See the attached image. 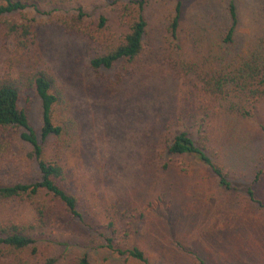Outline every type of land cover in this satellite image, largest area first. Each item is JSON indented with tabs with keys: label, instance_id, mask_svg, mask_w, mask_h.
<instances>
[{
	"label": "rangeland",
	"instance_id": "1",
	"mask_svg": "<svg viewBox=\"0 0 264 264\" xmlns=\"http://www.w3.org/2000/svg\"><path fill=\"white\" fill-rule=\"evenodd\" d=\"M178 1L182 21L175 40L167 28ZM127 3L44 0L38 9L14 15L33 27L34 45L19 50L11 40L0 39V66L16 72L28 60L48 70L73 100L81 125L65 164L83 220L73 218L53 196L39 197L47 223L32 262L78 264L87 253L91 264H141L106 248L107 239H113L123 248L138 246L151 264H196L197 258L204 264H264V208L245 190L262 171L252 188L264 203V96L253 104L233 96L218 102L202 92L199 79L206 57L238 51L223 44L229 0L151 2L144 54L127 70L119 64L96 72L92 57L118 44L128 31ZM236 4V41L246 52L264 45V0ZM116 73L125 79L113 87L109 81ZM31 99L29 121L41 139L42 105L34 94ZM244 109L250 113L242 114ZM182 130L206 144L235 189L221 188L196 156L167 153L166 142ZM10 139L0 132V179L36 181L31 146ZM45 151L53 155V140ZM37 217L29 201L0 204L2 222L29 225Z\"/></svg>",
	"mask_w": 264,
	"mask_h": 264
},
{
	"label": "trees",
	"instance_id": "2",
	"mask_svg": "<svg viewBox=\"0 0 264 264\" xmlns=\"http://www.w3.org/2000/svg\"><path fill=\"white\" fill-rule=\"evenodd\" d=\"M43 1L0 0V39L11 40L19 50H27L34 45L37 34L33 27L19 23L14 15L24 12L28 7L38 9ZM153 1L156 0H128L125 7L130 17L128 31L118 44L92 57L90 66L94 71L112 70L119 64L127 70L135 65L145 52L148 36L145 12ZM236 1L229 0L230 24L223 35V44L228 46L229 50L235 47L238 51L229 53V57L219 56L220 54L216 59L206 57L208 65L202 69L199 79L202 92L212 96L215 101L230 102L233 96L253 104L264 96V45L250 46L246 52L244 46L236 41V30L240 23ZM102 21L105 19L102 18ZM181 21L182 2L178 1L167 28L175 40L179 39ZM16 70L15 72L13 67L6 69L0 66V132L5 133L12 141L20 140L31 146V158L37 164L38 179L34 182L23 180L14 183L0 179V204L29 201L36 207L38 217L36 223L29 225L0 221V264L9 259V264H34L32 259L38 255L39 246L44 240L39 231L47 223V211L38 205L39 197L43 194L53 196L64 205L73 218L83 220L79 212L80 198L74 192L72 178L65 164L66 154L81 134V125L73 112V100L48 70L28 60ZM115 77V81H109L113 87L125 79L121 73H116ZM31 94H34L42 105L41 139L29 121L28 106L32 102ZM230 107L237 108V104L231 103ZM249 113L250 111L244 109L242 114ZM50 140H53L52 156L45 151V144ZM165 147L172 157L196 156L212 170L221 188H236L227 178L223 164L210 156L206 144L196 140L190 131L178 132L166 142ZM261 173L262 171L256 175L252 185L245 190L252 202L264 208V203L256 199L252 188ZM105 247L126 260L151 264L145 252L138 246L123 248L116 245L113 239H107ZM197 259L196 264H204L202 259ZM43 264H56V261L48 259ZM78 264H91L89 255L83 254Z\"/></svg>",
	"mask_w": 264,
	"mask_h": 264
}]
</instances>
